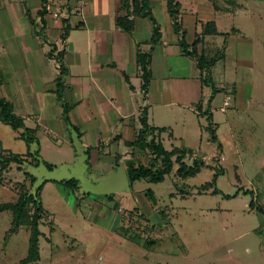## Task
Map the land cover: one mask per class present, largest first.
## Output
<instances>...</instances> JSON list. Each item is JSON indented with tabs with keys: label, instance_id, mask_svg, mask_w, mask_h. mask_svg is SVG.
Instances as JSON below:
<instances>
[{
	"label": "crops",
	"instance_id": "1",
	"mask_svg": "<svg viewBox=\"0 0 264 264\" xmlns=\"http://www.w3.org/2000/svg\"><path fill=\"white\" fill-rule=\"evenodd\" d=\"M54 1L63 4L64 15L55 17L47 12L44 0H0V97L12 104L24 127L15 129L1 119L0 122L15 130L13 137L22 140L25 148L20 151L10 149L1 138L3 132L0 133V145L20 155L30 151L25 165L32 171L36 168L57 171L60 166L74 169L78 162L86 181V188L80 194L95 190L109 199L111 194L119 195L122 201L109 207L114 218L112 229L119 236L118 244H126L125 258L134 250H144L138 258L129 256L126 264L134 263L131 257L141 262L138 264H264V215L250 203L248 207L251 211L256 210L260 219L240 236L252 232L255 239L250 240L251 246L235 255L229 254L226 242L209 245L211 256L191 255L182 240L184 250L168 253L163 250L158 233H155L156 239H142L147 236L143 228L132 223L138 214L145 228L152 224L147 213L156 210L159 202L152 187L135 184L139 181L159 182L146 177L131 180L128 173L129 166L150 165L155 156L152 150L142 148L137 142L144 113L149 127L155 129L148 134L147 141L154 138L166 148L163 139L179 137L180 148L192 150L191 129L201 135L202 129H207V116L210 115L222 150L217 113L225 111L221 109L225 94H231L235 103L239 102V87L230 86L218 102L217 96L223 88L212 75L217 62L209 72L216 84L213 92L212 86L201 76L197 59L181 51L167 0H150L153 18L132 13L122 0ZM176 1L180 4L179 19L189 44L207 21H215L219 34L206 35L200 44L207 53L210 40L221 37L218 48L226 52L228 38L242 31L235 26L221 30L216 13L239 17L246 9L247 1L251 0H225L229 7L223 5L222 0ZM124 18L130 23L127 27L120 23ZM155 27L159 28L161 36L152 44ZM218 48L215 54L219 53ZM151 49L150 78L144 89L137 58L139 53ZM202 118L207 123L201 122ZM161 128L165 130L159 133ZM23 133L27 140L21 137ZM171 145L166 149L179 147L173 142ZM197 154L192 151L193 157ZM188 158L191 160V155ZM174 167L176 170L177 163ZM32 171L27 172L35 177V181L31 183L25 178L31 189L44 183L43 190L47 183L65 184L68 180L73 181L68 185L74 192L80 189V178L71 171L64 176L68 179L59 180L38 178ZM117 175L122 178V187L112 183ZM174 183L170 197L176 194L191 197L189 189L181 194L178 181ZM100 214L104 215V212ZM133 227L135 231H141L138 240L134 239ZM155 227L152 224V230Z\"/></svg>",
	"mask_w": 264,
	"mask_h": 264
},
{
	"label": "rangeland",
	"instance_id": "2",
	"mask_svg": "<svg viewBox=\"0 0 264 264\" xmlns=\"http://www.w3.org/2000/svg\"><path fill=\"white\" fill-rule=\"evenodd\" d=\"M221 2L229 7L225 0ZM244 8L239 17H231L224 12L216 13V21L221 30H228L230 26L242 30L228 38L229 47L226 52L218 48L221 37L214 38L218 40L216 42L210 40L206 48L209 58L217 56L212 75L219 87L223 88L217 96L218 102L222 101L223 94L230 90V86L237 85L240 91L239 102L236 103L235 97L225 94L230 95V106L217 113L223 149L210 139L207 129H202L201 135L195 134L196 129H191V148L198 154L191 160L187 156L186 160L192 163L194 158H201L206 163L196 175L177 179L175 171H172L159 183L135 182L137 185L152 187L159 202L158 208L151 214L144 213L156 225L155 229L152 230V224L145 228L138 214L132 223L143 228L147 236L142 239L155 238V233H158V239L163 241L162 248L168 253L184 250L182 240L191 255L211 256L212 248L209 245L225 242L229 254L235 255L251 246L250 240L255 239L252 232L244 236L240 234L252 229L260 219L256 210H250L249 203L253 201L254 206L264 208V0L247 1ZM216 47L219 53L215 54ZM203 76L212 86L214 80L210 74L205 71ZM201 122L207 123V120L202 118ZM1 132L2 140L10 149L24 150L25 143L13 137L15 130L10 126L0 122ZM162 141L166 148H170L172 142L182 147L179 137ZM17 166L12 163L0 176V204L16 200L15 184L24 181L26 172L32 171L27 165L21 169ZM67 171L80 178V189L74 192L66 182L45 185L41 199L49 216L39 226L42 231L39 237L40 258L29 264H126L129 256L138 258L143 254L144 250H134L127 253L128 257H124L127 246L124 243L118 244L119 236L112 229L114 218L109 211L112 204L117 206L122 200L117 194H111L109 199L107 195L95 190L80 194L86 188V181L78 162L74 169L60 166L57 171L36 168L32 172L38 178L59 180L68 179L64 177ZM215 172H218L216 186L222 193H200L199 187L211 180ZM176 180L180 188L191 191V197L186 194L185 197L177 194L169 196L171 189L175 188ZM29 183L26 182L28 187ZM112 183L123 186L120 175L114 177ZM223 193L232 196L225 197ZM100 212H104V215ZM12 217V211H0V264H21L20 260L28 253L27 227H20L18 232L5 240ZM131 231L134 239L138 240L141 231H135L134 227ZM133 257V264L141 263Z\"/></svg>",
	"mask_w": 264,
	"mask_h": 264
},
{
	"label": "trees",
	"instance_id": "3",
	"mask_svg": "<svg viewBox=\"0 0 264 264\" xmlns=\"http://www.w3.org/2000/svg\"><path fill=\"white\" fill-rule=\"evenodd\" d=\"M47 0H44L46 3ZM122 3L128 9H131V12L139 15H146L150 18L152 17L150 0H122ZM168 12L172 20L173 28L175 33L178 34V44L181 51L192 57L197 59V64L200 69L201 76L203 80H205L204 72H208L210 74L211 67L216 63L217 56L208 57L203 49L200 48V44L203 42V39L206 35H215L219 34L215 21L209 20L207 21L202 28V31L199 32L194 41L189 44L185 38V31L182 29V25L180 23L179 15H180V4L176 0H167ZM120 23L124 24L127 27V23L130 25L127 19L120 20ZM130 27V26H129ZM161 36L158 27H155L152 44L156 43ZM151 51L146 53H139L137 61L140 66L141 74L144 79L143 87L146 89L148 85V81L150 78V55ZM211 83V82H210ZM212 84L213 92L216 91V87L214 83ZM1 85V80H0ZM207 111V110H206ZM205 111V112H206ZM208 124L206 126L207 130L210 133V139L213 142L217 143V146L220 147L221 143L216 135L215 129L213 128L211 116L208 115ZM0 119L5 123L9 124L13 128L24 127L23 120L18 117L14 111L12 104L0 97ZM142 127L138 133L137 142L140 144L142 148H149L155 154L153 162L150 165H138L129 166L128 173L131 180H136L139 178H149L153 182H162L165 178L166 174H169L173 171L174 163H177V168L175 170V174L180 178H186L189 176L196 175L203 166L206 165L203 159L194 158L192 163H188L185 160L186 156L192 155V149L188 148H180L173 147L172 149L164 148L163 144L159 141L157 142L154 138L147 141V136L150 132L155 129H151L147 124L146 113L141 119ZM26 130V129H25ZM163 128L158 129L159 133L162 132ZM22 138L27 140V136L23 133L21 134ZM31 156V152L27 151L26 155H20L18 153H14L12 151L4 149L0 145V176L1 174L10 168L12 163H16L18 168L21 169L25 163L28 162V157ZM217 176L218 172H215L212 179L203 183L198 191L204 192L211 190L210 193L218 194L222 193L221 190L216 186L217 184ZM26 179H29L31 183L35 181V177L26 172ZM24 180L22 182H17L15 184L16 191V200L13 202L0 204V211L10 210L12 211L13 217L11 221V226L8 229L5 240L9 238L13 233L19 231L20 227L25 226L29 229V247L28 253L26 257L20 260L21 264H29L31 262H35L40 258V247H39V237L42 234L39 226L43 222L45 218L48 217V213L44 208L40 196V192L43 188L44 183L38 185L36 188H29L26 184L28 180ZM67 184H73V181H66ZM179 191L181 194L186 193L185 189L179 187ZM152 199L154 200V194L152 191ZM236 194V193H235ZM234 194V195H235ZM223 196L230 197L232 195L223 193ZM251 206H254L253 201L250 202ZM256 209L264 215V208L260 205L254 206Z\"/></svg>",
	"mask_w": 264,
	"mask_h": 264
},
{
	"label": "built area",
	"instance_id": "4",
	"mask_svg": "<svg viewBox=\"0 0 264 264\" xmlns=\"http://www.w3.org/2000/svg\"><path fill=\"white\" fill-rule=\"evenodd\" d=\"M45 9L55 17L64 15V7L62 3H56L54 0H47L45 3ZM230 103V95H225L222 103V110H225Z\"/></svg>",
	"mask_w": 264,
	"mask_h": 264
}]
</instances>
